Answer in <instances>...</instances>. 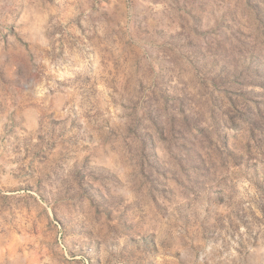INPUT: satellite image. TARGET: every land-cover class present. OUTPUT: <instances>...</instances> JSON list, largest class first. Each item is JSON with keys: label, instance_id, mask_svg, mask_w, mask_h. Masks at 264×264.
<instances>
[{"label": "rangeland", "instance_id": "rangeland-1", "mask_svg": "<svg viewBox=\"0 0 264 264\" xmlns=\"http://www.w3.org/2000/svg\"><path fill=\"white\" fill-rule=\"evenodd\" d=\"M0 264H264V0H0Z\"/></svg>", "mask_w": 264, "mask_h": 264}]
</instances>
